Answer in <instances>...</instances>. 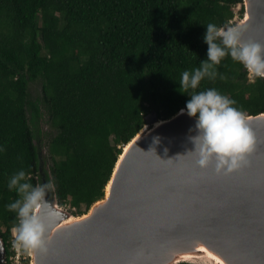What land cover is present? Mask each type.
Segmentation results:
<instances>
[{"label":"trees","instance_id":"16d2710c","mask_svg":"<svg viewBox=\"0 0 264 264\" xmlns=\"http://www.w3.org/2000/svg\"><path fill=\"white\" fill-rule=\"evenodd\" d=\"M237 4L241 13L243 0H0L6 264L17 222L5 207L17 197L7 188L9 176L24 168L34 184L51 179L49 193L59 205L88 210L104 196L123 145L145 125V115L154 110L165 119L185 107L181 72L206 58L205 25L234 24ZM217 69L223 78L205 77L197 91L215 87L245 114L264 112V78L253 80L227 55Z\"/></svg>","mask_w":264,"mask_h":264},{"label":"water","instance_id":"95a60500","mask_svg":"<svg viewBox=\"0 0 264 264\" xmlns=\"http://www.w3.org/2000/svg\"><path fill=\"white\" fill-rule=\"evenodd\" d=\"M243 7L240 21L225 27L264 43V0H243ZM180 109L165 119L154 110L145 115L104 196L86 212L73 215L48 193L57 212L54 219L45 213L48 247L30 253L31 264H264V112L244 113L255 136L248 163L218 174L186 153L194 117ZM200 247L222 261L184 257L203 254Z\"/></svg>","mask_w":264,"mask_h":264},{"label":"clouds","instance_id":"9594fccd","mask_svg":"<svg viewBox=\"0 0 264 264\" xmlns=\"http://www.w3.org/2000/svg\"><path fill=\"white\" fill-rule=\"evenodd\" d=\"M242 32L240 26L225 27L208 22L203 33V41L207 45L206 58L200 60L199 66L184 69L178 81L179 91L188 93L185 107L180 112L194 117L195 134L188 137L193 147L186 153L192 154L197 167L207 169L211 166L218 174L230 173L248 163L247 155L254 148L255 136L246 123L244 112L235 106L234 98L215 87L196 89L205 77L214 80L220 75L223 78L217 65L226 55L239 61L253 80L264 78V43L243 39ZM0 151H3L2 147ZM29 175L20 168L7 180V188L17 193L14 200L5 204L17 218L12 228L11 245L17 251L43 253L49 243L45 213L54 219L57 212L46 198L55 189V183L48 179L34 184ZM0 251H3L2 240Z\"/></svg>","mask_w":264,"mask_h":264},{"label":"rangeland","instance_id":"374dc122","mask_svg":"<svg viewBox=\"0 0 264 264\" xmlns=\"http://www.w3.org/2000/svg\"><path fill=\"white\" fill-rule=\"evenodd\" d=\"M234 11H235V15L232 19L233 23L236 24L240 21V19L242 18V14H244L242 11L240 13V4H237L236 6H234ZM32 93H37V91H39V87H35L34 85H32ZM43 129L44 130H50V128L48 127L47 124L43 123L42 124ZM62 207L66 208L67 210H69L70 212L73 211L72 210V206H70L68 203H64L61 205ZM83 209V207H82ZM80 212H86L87 210L84 208V210H82ZM73 215H80L81 213H78L73 211L71 212ZM11 233H12V229H11ZM11 249H13L14 253L13 255H11V257H9V264H31V257H30V253L28 252H23V251H17L15 248L12 247L11 245Z\"/></svg>","mask_w":264,"mask_h":264},{"label":"bare ground","instance_id":"6f19581e","mask_svg":"<svg viewBox=\"0 0 264 264\" xmlns=\"http://www.w3.org/2000/svg\"><path fill=\"white\" fill-rule=\"evenodd\" d=\"M69 221V220H67ZM200 250L203 251L204 253L201 254V255H198V256H189V255H185L184 257L185 258H192V257H197V258H200V257H204L206 259H212L214 262L216 263H219L221 262L222 260L216 256L215 254H213L212 252L206 250L204 247H200Z\"/></svg>","mask_w":264,"mask_h":264},{"label":"flooded vegetation","instance_id":"af4514ba","mask_svg":"<svg viewBox=\"0 0 264 264\" xmlns=\"http://www.w3.org/2000/svg\"><path fill=\"white\" fill-rule=\"evenodd\" d=\"M41 163H42V165H44L45 167L48 168V166L46 165V163L43 162V158L42 157H41ZM48 163H49V161H48Z\"/></svg>","mask_w":264,"mask_h":264},{"label":"built area","instance_id":"2783aa9c","mask_svg":"<svg viewBox=\"0 0 264 264\" xmlns=\"http://www.w3.org/2000/svg\"><path fill=\"white\" fill-rule=\"evenodd\" d=\"M72 210L76 212V207L72 206ZM11 257V256H10Z\"/></svg>","mask_w":264,"mask_h":264}]
</instances>
